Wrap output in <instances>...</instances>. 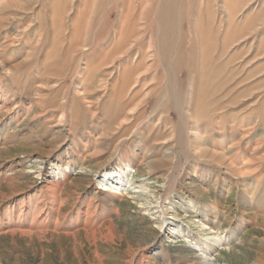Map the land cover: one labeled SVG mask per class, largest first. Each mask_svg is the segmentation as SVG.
I'll use <instances>...</instances> for the list:
<instances>
[{
    "label": "rangeland",
    "instance_id": "obj_1",
    "mask_svg": "<svg viewBox=\"0 0 264 264\" xmlns=\"http://www.w3.org/2000/svg\"><path fill=\"white\" fill-rule=\"evenodd\" d=\"M0 264H264V0H0Z\"/></svg>",
    "mask_w": 264,
    "mask_h": 264
},
{
    "label": "bare ground",
    "instance_id": "obj_2",
    "mask_svg": "<svg viewBox=\"0 0 264 264\" xmlns=\"http://www.w3.org/2000/svg\"><path fill=\"white\" fill-rule=\"evenodd\" d=\"M142 1H143V0H142ZM141 15H142V16H145V11H144V10H143V12L141 13ZM123 32H124V26H123V30H121V34H123ZM123 95L125 96V93H124ZM123 95H122V96H123ZM124 96H123V97H124ZM123 97H122V98H123ZM117 193H119V192H117Z\"/></svg>",
    "mask_w": 264,
    "mask_h": 264
}]
</instances>
